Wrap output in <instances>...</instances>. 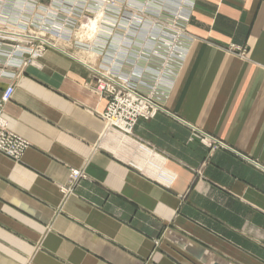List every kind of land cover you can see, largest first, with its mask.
Returning a JSON list of instances; mask_svg holds the SVG:
<instances>
[{
    "label": "crops",
    "instance_id": "obj_1",
    "mask_svg": "<svg viewBox=\"0 0 264 264\" xmlns=\"http://www.w3.org/2000/svg\"><path fill=\"white\" fill-rule=\"evenodd\" d=\"M151 1L146 31L90 61L163 106L130 137L77 59L5 67L0 108L30 147L0 152V264H264V0Z\"/></svg>",
    "mask_w": 264,
    "mask_h": 264
},
{
    "label": "built area",
    "instance_id": "obj_2",
    "mask_svg": "<svg viewBox=\"0 0 264 264\" xmlns=\"http://www.w3.org/2000/svg\"><path fill=\"white\" fill-rule=\"evenodd\" d=\"M122 1L0 0V76L6 75L5 67L18 69L36 63L48 49L69 55L90 70L95 80L96 93L107 100L106 109L101 115L106 126L114 132L130 137L139 119H150L158 112L164 111L161 103L156 100L154 94L140 91L133 87L127 78L120 76L119 70L114 67L115 60L111 59L108 63L95 66L86 59L82 60L80 57L83 56L66 50L71 41L81 55L92 48L103 54L105 49L111 46L114 56L118 57L119 53L132 43L134 35L146 29V22H143L142 18L143 15L147 16V11L151 13V0H145L143 7L132 1L124 11L120 4ZM103 9L104 18L99 37L95 38L93 43L90 37L83 41L79 36V33H82L83 19L94 18ZM177 17L179 16L176 14L173 21L176 25ZM3 58H7V61ZM14 90V85H9L3 92L4 103L12 98ZM202 141L212 148L225 146L206 135ZM29 147V141L9 129L0 108V152L14 160H20ZM84 176L83 170L71 169L68 178L70 186L63 187V191L68 192L71 185Z\"/></svg>",
    "mask_w": 264,
    "mask_h": 264
},
{
    "label": "bare ground",
    "instance_id": "obj_3",
    "mask_svg": "<svg viewBox=\"0 0 264 264\" xmlns=\"http://www.w3.org/2000/svg\"><path fill=\"white\" fill-rule=\"evenodd\" d=\"M182 10V9H181ZM178 15V14H177ZM104 18V9L101 10L94 18L87 20L86 22L82 23V33H79L80 38L85 41L87 37L92 39V43L95 42V38L99 37L101 32V25ZM82 27V26H81ZM86 57H80L82 60L91 61L95 60V55L97 51L95 48H92L89 51L84 52ZM108 131H112L109 127H107ZM114 132V131H113Z\"/></svg>",
    "mask_w": 264,
    "mask_h": 264
},
{
    "label": "rangeland",
    "instance_id": "obj_4",
    "mask_svg": "<svg viewBox=\"0 0 264 264\" xmlns=\"http://www.w3.org/2000/svg\"><path fill=\"white\" fill-rule=\"evenodd\" d=\"M133 1V0H132ZM152 3H154V2H152V1H150V4H152ZM154 5V4H153ZM141 7H143L144 6V4L142 3V5H140ZM154 7H155V5H154ZM142 12H143V9H142ZM148 12V13H147ZM146 12V15H148V14H150V11H147ZM151 12L153 13V12H156V11H154V10H152L151 9ZM174 13H175V11H173ZM159 13V12H158ZM176 14H173V16H175ZM165 16H167L166 14H165ZM143 17H144V15H143ZM87 21V18H84L83 19V22H86ZM75 45V44H74ZM67 49H69V48H67ZM66 49V50H67ZM69 50H71V49H69ZM68 51V50H67ZM72 51V50H71ZM73 52V51H72ZM74 52H75V55H77V56H83V55H81L80 53H79V50H77V49H74ZM73 52V53H74ZM69 53H70V51H69ZM5 59V61H7V58H3V60ZM9 65H12V64H10L9 63ZM9 67H11V66H9ZM8 68V67H7ZM207 145V144H206Z\"/></svg>",
    "mask_w": 264,
    "mask_h": 264
}]
</instances>
